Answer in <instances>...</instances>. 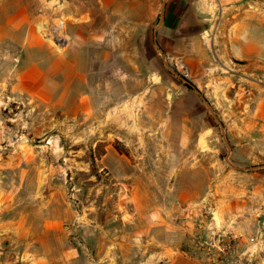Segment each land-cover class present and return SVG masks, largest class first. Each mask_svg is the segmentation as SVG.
Wrapping results in <instances>:
<instances>
[{"label":"crops","instance_id":"0c3cea01","mask_svg":"<svg viewBox=\"0 0 264 264\" xmlns=\"http://www.w3.org/2000/svg\"><path fill=\"white\" fill-rule=\"evenodd\" d=\"M230 2L236 3L0 0V180L13 169L28 174L12 198L0 197L1 264L19 259L21 264H53V255L70 264L86 245L102 251L125 248L130 237L123 234L117 240L111 233L105 243L94 233L91 239L98 225L87 224L77 203L62 198L61 184H51L52 175L45 199L36 198L38 180L30 178L41 168L28 144L35 134L17 135L7 124L17 118L2 115L5 106L18 103L74 120V126L99 122L105 115L108 130L147 126L144 140L155 147V169H140L132 176L129 184H138L134 200H103L100 214L93 216L104 215L107 222L129 216L134 237L144 239V264H204L181 249L183 243L190 246L192 232L181 231L175 221L209 193L220 194V183L229 178L211 171L207 163L217 147L214 125L229 126L228 139L239 137L245 142L234 145L255 153L264 135V86L257 82L258 76L264 79V51L241 23L257 14L242 15L240 6ZM53 20L62 22L57 34L61 44L50 41ZM173 60L183 63L194 89L180 83L165 64ZM211 109L220 114L210 116ZM26 125L34 122L27 120ZM99 162L117 174L114 185L122 193L129 177L125 155L111 148ZM47 167L49 174L61 169L53 163ZM217 200L216 225L232 233L256 226L252 200L227 195Z\"/></svg>","mask_w":264,"mask_h":264},{"label":"rangeland","instance_id":"374dc122","mask_svg":"<svg viewBox=\"0 0 264 264\" xmlns=\"http://www.w3.org/2000/svg\"><path fill=\"white\" fill-rule=\"evenodd\" d=\"M230 3L240 6L242 15H245V12L257 14H250L241 23L246 27V32L257 39L258 49L264 51V2H258L253 5H248L244 2ZM231 21L233 22L235 19L233 18ZM57 22L59 20L51 22V42L57 41V34H61L60 31L56 32L53 30V25ZM57 43L61 44V42ZM165 64L179 76L177 79L180 83L182 82L181 79L188 81L186 69L182 62L173 60L165 61ZM163 70H166L165 65ZM257 82L260 87L264 86V79L260 76H258ZM182 84L185 86V83ZM179 96L187 98L186 95L180 92ZM27 109L21 103L9 104L2 110V115L4 117L17 118V121L9 120L7 123L8 127H13L17 135L29 132L30 137L32 131L35 134L33 140L28 142V144L34 150L35 164L41 168L38 173L34 174L33 178H30L33 181L38 180L35 185L36 198L39 200L45 199L46 191L48 190L47 186L50 182L49 179L52 175L51 184L55 186L61 184V189H63L62 198L64 200H72L74 204L77 203L75 205L80 208V215L84 214L83 218L87 224L98 225L96 231L90 232L91 239L95 236L94 233H98L105 243L112 238L111 233H115L113 237L117 240L123 234H125V237L126 235L131 237V240L130 237L125 239V248L110 246L107 250L104 249L102 251L95 249L93 245H86L82 250L78 251L77 256L69 261L70 264H144L143 261L146 257L145 248L142 245L144 244L142 241L144 239L134 237L132 229L128 226L129 216L125 218L118 216L113 221L107 222L104 215H101L102 217L98 219L93 214H100L101 211L99 210L103 200H134V195L138 191V184H129L132 181V176L140 174V169H155L153 166L155 147L144 140L145 134L149 131L147 126L142 129L138 126L130 128L129 125H121L115 128L111 126L110 130H108L107 115L101 118L99 122L89 121L86 124L74 126V120H67L53 113L48 115L46 111L44 114L43 110ZM218 110L211 109L212 113L210 112L211 114L209 115L217 117L220 114ZM195 115L202 116L198 110H195ZM205 116H208L207 111ZM27 120L33 121L34 125L28 128L26 125ZM12 122L13 125L9 126ZM228 127L222 123L214 125L217 147L211 152L207 163L211 171L216 170L220 176L223 173L224 176L230 174L229 178H225L220 183V194L209 193L204 200L189 206L182 216L175 221V224L179 226L181 231L191 229L192 232V229L196 224H199L200 220L207 219L210 215L215 219L216 206L214 202L218 201L217 197L220 198V196L227 195L234 200H252L253 203L249 206L251 208L250 212L257 218L256 226L250 231H245L244 233L233 232L238 236L237 238L243 240V244L250 236L261 235L260 238L264 240V135L260 136L259 151L255 153L239 145H234L237 140L240 144L245 141L240 140L239 137H237V140L230 141L226 131ZM230 127L240 128V126ZM123 135L127 139H122ZM114 136L119 137L121 140L117 141ZM111 148L118 153L124 154L127 160L125 169L129 177L125 180L128 181L129 185L127 184L125 190L122 191L125 196H122L118 186L114 185V178L118 177L117 174H110L106 168H101L105 158H103L102 163L99 162V158ZM49 163H53L54 166H60L61 169L58 172L49 174L47 167ZM14 170L7 173L0 180L4 182H0L1 199L12 198L11 194L18 189L17 183L20 180H27L26 175L28 174H17ZM4 192L6 197L3 194ZM90 202L91 204L89 205ZM84 242L87 243V240H84ZM190 246L183 243L181 249L188 255L190 252V255L194 257L191 254L193 251L192 243ZM52 260L53 264L61 263L56 255H53ZM162 262L170 264L166 260H160L154 264ZM21 263L20 259L16 262V264Z\"/></svg>","mask_w":264,"mask_h":264},{"label":"built area","instance_id":"2783aa9c","mask_svg":"<svg viewBox=\"0 0 264 264\" xmlns=\"http://www.w3.org/2000/svg\"><path fill=\"white\" fill-rule=\"evenodd\" d=\"M218 1V0H216ZM253 5L264 0H232ZM62 22L53 25L54 31H59ZM61 42V38L56 39ZM2 152L0 151V157ZM203 206V205H202ZM202 224V225H201ZM225 228L214 223L212 215L202 219L195 225L191 233L192 253L194 257L204 264H264V240L260 236H250L243 244V240ZM1 255V249H0ZM1 264V261H0ZM159 264H168L162 262Z\"/></svg>","mask_w":264,"mask_h":264},{"label":"trees","instance_id":"16d2710c","mask_svg":"<svg viewBox=\"0 0 264 264\" xmlns=\"http://www.w3.org/2000/svg\"><path fill=\"white\" fill-rule=\"evenodd\" d=\"M185 86L190 89H194L193 85L189 82L185 83Z\"/></svg>","mask_w":264,"mask_h":264},{"label":"water","instance_id":"95a60500","mask_svg":"<svg viewBox=\"0 0 264 264\" xmlns=\"http://www.w3.org/2000/svg\"><path fill=\"white\" fill-rule=\"evenodd\" d=\"M181 80L184 81V82H187L186 79H181Z\"/></svg>","mask_w":264,"mask_h":264}]
</instances>
